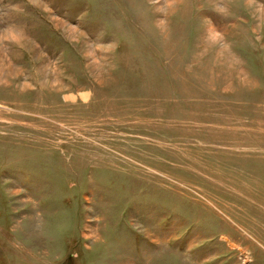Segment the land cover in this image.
Here are the masks:
<instances>
[{
  "label": "rangeland",
  "instance_id": "rangeland-1",
  "mask_svg": "<svg viewBox=\"0 0 264 264\" xmlns=\"http://www.w3.org/2000/svg\"><path fill=\"white\" fill-rule=\"evenodd\" d=\"M0 264H264V0H0Z\"/></svg>",
  "mask_w": 264,
  "mask_h": 264
}]
</instances>
